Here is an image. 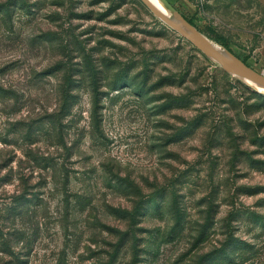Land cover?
<instances>
[{
	"label": "rangeland",
	"instance_id": "1",
	"mask_svg": "<svg viewBox=\"0 0 264 264\" xmlns=\"http://www.w3.org/2000/svg\"><path fill=\"white\" fill-rule=\"evenodd\" d=\"M165 1L264 74V0ZM263 91L141 0H0V264H264Z\"/></svg>",
	"mask_w": 264,
	"mask_h": 264
},
{
	"label": "water",
	"instance_id": "2",
	"mask_svg": "<svg viewBox=\"0 0 264 264\" xmlns=\"http://www.w3.org/2000/svg\"><path fill=\"white\" fill-rule=\"evenodd\" d=\"M142 3L160 20L178 31L181 35L188 38L197 48L207 56L216 60L225 71L251 82L264 86V74L256 70L253 66L246 63L232 52L223 53L219 51L206 35L200 32L193 24L186 20L188 27L175 21L161 9H159L152 0H141ZM193 29L194 31H192Z\"/></svg>",
	"mask_w": 264,
	"mask_h": 264
},
{
	"label": "bare ground",
	"instance_id": "3",
	"mask_svg": "<svg viewBox=\"0 0 264 264\" xmlns=\"http://www.w3.org/2000/svg\"><path fill=\"white\" fill-rule=\"evenodd\" d=\"M152 1L155 3V5L159 9H161L169 17H171L175 21L181 23L185 27L189 28L188 24L186 23V20L179 13H177L169 4H167V2L165 0H152ZM191 30L194 31L193 29H191ZM209 40H210L211 44H213V46H215L219 51H221L223 53H228L227 49L225 50L220 44H218L217 42H215V41H213L211 39H209ZM247 82L250 83L253 86L259 87L260 89L264 90V86H262L260 84L251 82L249 80H247Z\"/></svg>",
	"mask_w": 264,
	"mask_h": 264
},
{
	"label": "trees",
	"instance_id": "4",
	"mask_svg": "<svg viewBox=\"0 0 264 264\" xmlns=\"http://www.w3.org/2000/svg\"><path fill=\"white\" fill-rule=\"evenodd\" d=\"M191 24H194L193 21L191 19H187ZM243 60L248 63L249 65H251L248 60L246 58H243Z\"/></svg>",
	"mask_w": 264,
	"mask_h": 264
}]
</instances>
